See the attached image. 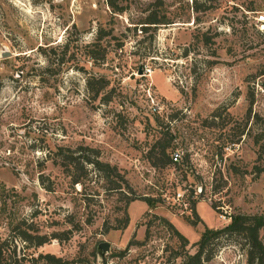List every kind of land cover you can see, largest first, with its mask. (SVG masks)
Listing matches in <instances>:
<instances>
[{"label": "rangeland", "instance_id": "obj_1", "mask_svg": "<svg viewBox=\"0 0 264 264\" xmlns=\"http://www.w3.org/2000/svg\"><path fill=\"white\" fill-rule=\"evenodd\" d=\"M154 1L113 14L105 0H0L5 264H182L206 228L264 214V0H162L149 8L171 23L143 24ZM88 148L122 188L83 162ZM208 250V264H247L243 234Z\"/></svg>", "mask_w": 264, "mask_h": 264}, {"label": "trees", "instance_id": "obj_2", "mask_svg": "<svg viewBox=\"0 0 264 264\" xmlns=\"http://www.w3.org/2000/svg\"><path fill=\"white\" fill-rule=\"evenodd\" d=\"M136 0H105L106 5L109 10L113 14H122L126 12L130 6ZM162 0H156L154 2H150L146 9L147 14L144 16L143 24L149 25H161V24H169L171 21H168V18L165 14H159L157 11L152 10L149 6L154 7H162ZM148 27V26H142ZM147 29V28H143ZM1 87V85H0ZM98 91L96 92V94ZM168 147V146H166ZM89 154L83 156V162L90 165L93 170L98 172H102L104 174V178L113 184V189H120L122 185L126 183V180L117 172L116 166H112L107 162H102L99 159V152L96 149L88 148ZM171 160V155H170ZM172 161V160H171ZM173 162V161H172ZM175 163V162H173ZM73 183L80 182L79 179L74 178L72 180ZM48 190H51L50 187H47ZM147 203L150 204V199H144ZM195 201L191 202V209L193 213L195 207ZM214 208V206L212 205ZM231 221L224 226L223 228L217 230H211L206 228L200 239L194 243L196 246V251L194 253H184L182 255L183 261L182 264H208V261L212 258L211 251L208 250V245L211 239H216L220 236L221 233H237L243 234L244 238L249 246V250L247 252V264H263L264 261V245L262 244L259 238V230L264 226V214L258 215H245V214H234L231 215ZM163 222L173 228V226L167 222L165 219L161 218ZM128 220L126 219L125 223ZM179 240L183 242V244L187 243V239L177 230H175ZM23 242L27 243V245L33 246H41L44 243L49 242V238L45 234H32L27 230H23L19 232L18 236ZM15 257V254H14ZM33 259H43L46 263L49 264H68L67 260H63L61 257L56 256L54 254H40L37 258ZM25 256L14 259V264H24ZM0 264H5L2 260H0Z\"/></svg>", "mask_w": 264, "mask_h": 264}, {"label": "built area", "instance_id": "obj_3", "mask_svg": "<svg viewBox=\"0 0 264 264\" xmlns=\"http://www.w3.org/2000/svg\"><path fill=\"white\" fill-rule=\"evenodd\" d=\"M254 19L256 21V24H258L260 30H264V11L256 12ZM171 160L175 163H177L181 160V154H180L179 150H173L172 151ZM181 197H182V194L180 192H178L176 194L175 199L179 200V199H181Z\"/></svg>", "mask_w": 264, "mask_h": 264}, {"label": "water", "instance_id": "obj_4", "mask_svg": "<svg viewBox=\"0 0 264 264\" xmlns=\"http://www.w3.org/2000/svg\"><path fill=\"white\" fill-rule=\"evenodd\" d=\"M138 73L141 74V70H139ZM109 247H110L109 246V243H107V242H100L98 244V247H97V250H98L99 255L101 257H103L104 253L109 250Z\"/></svg>", "mask_w": 264, "mask_h": 264}]
</instances>
